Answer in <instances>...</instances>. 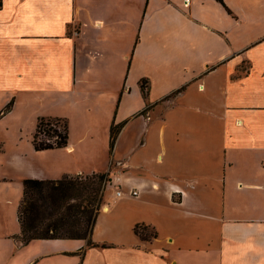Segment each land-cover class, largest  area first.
I'll list each match as a JSON object with an SVG mask.
<instances>
[{
    "label": "crops",
    "instance_id": "0c3cea01",
    "mask_svg": "<svg viewBox=\"0 0 264 264\" xmlns=\"http://www.w3.org/2000/svg\"><path fill=\"white\" fill-rule=\"evenodd\" d=\"M0 89L68 121V145L38 151L52 167L29 176H110L95 246L22 243L23 191L17 229L0 212V264H248L251 237L263 250L264 0H0Z\"/></svg>",
    "mask_w": 264,
    "mask_h": 264
},
{
    "label": "trees",
    "instance_id": "16d2710c",
    "mask_svg": "<svg viewBox=\"0 0 264 264\" xmlns=\"http://www.w3.org/2000/svg\"><path fill=\"white\" fill-rule=\"evenodd\" d=\"M222 1V0H220ZM147 95L148 80L141 81ZM12 103L9 104V107ZM120 125L111 128V148ZM44 134L45 139H40ZM33 145L37 151L66 147L69 142L68 121L63 118H38ZM107 173L93 176L66 175L61 179L25 178L24 197L19 206L18 219L21 225L20 240L27 244L34 239H84L88 246H95L93 229L101 209ZM135 231L142 238L157 237L145 227Z\"/></svg>",
    "mask_w": 264,
    "mask_h": 264
},
{
    "label": "rangeland",
    "instance_id": "374dc122",
    "mask_svg": "<svg viewBox=\"0 0 264 264\" xmlns=\"http://www.w3.org/2000/svg\"><path fill=\"white\" fill-rule=\"evenodd\" d=\"M11 93V89H0V212L6 210L5 223L9 224L10 229H17L16 206L18 207L23 197V179L38 178L29 176L31 171L37 173L40 166L51 168L52 159L48 155L50 153L38 152L32 142L38 113L48 103L42 102L37 97L38 94L21 93L19 98L18 95L11 96ZM10 103L12 105L9 107ZM39 138L46 137L41 134ZM40 157L43 158L41 162L37 161ZM79 175L83 178L93 176ZM106 185L107 182L105 187ZM242 208L243 206L238 208L240 213ZM237 214L239 213L235 212ZM254 240L252 237L248 240L251 248L248 264H264V244L263 250L259 251Z\"/></svg>",
    "mask_w": 264,
    "mask_h": 264
},
{
    "label": "built area",
    "instance_id": "2783aa9c",
    "mask_svg": "<svg viewBox=\"0 0 264 264\" xmlns=\"http://www.w3.org/2000/svg\"><path fill=\"white\" fill-rule=\"evenodd\" d=\"M191 1L192 0H181V2L183 3V5L185 7H189L191 5ZM129 194L131 196L137 197L139 195V191L137 189L136 190H130ZM116 195L118 197H122V196H124V191L122 189H117Z\"/></svg>",
    "mask_w": 264,
    "mask_h": 264
}]
</instances>
